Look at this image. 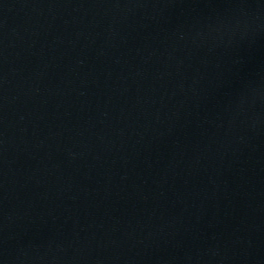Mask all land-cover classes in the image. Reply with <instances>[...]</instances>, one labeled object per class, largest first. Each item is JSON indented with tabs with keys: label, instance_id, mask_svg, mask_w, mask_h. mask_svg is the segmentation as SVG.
Returning a JSON list of instances; mask_svg holds the SVG:
<instances>
[{
	"label": "water",
	"instance_id": "95a60500",
	"mask_svg": "<svg viewBox=\"0 0 264 264\" xmlns=\"http://www.w3.org/2000/svg\"><path fill=\"white\" fill-rule=\"evenodd\" d=\"M0 264H264V0H0Z\"/></svg>",
	"mask_w": 264,
	"mask_h": 264
}]
</instances>
